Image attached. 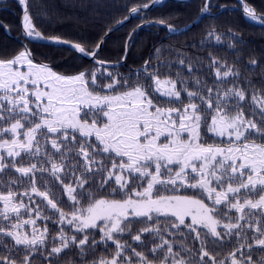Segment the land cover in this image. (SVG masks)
<instances>
[{
    "label": "snow or ice",
    "instance_id": "1",
    "mask_svg": "<svg viewBox=\"0 0 264 264\" xmlns=\"http://www.w3.org/2000/svg\"><path fill=\"white\" fill-rule=\"evenodd\" d=\"M18 3L28 37L68 44L97 65L106 63L97 59L103 41L88 49L60 37L45 38L32 22L27 0ZM208 9L205 0L201 11ZM140 11L141 6L131 7L124 20ZM244 11L264 25V14L248 5ZM217 64L218 81L239 77L226 63L211 58V66ZM148 66L145 61L127 77L100 67L64 75L35 63L27 48L11 59H0V188L6 189L0 190V221L7 222L0 223V250L7 253L0 255V264H33L45 251L48 264H57L65 249H76L84 257L101 245L107 251L109 242L114 246L110 255L90 264H192L193 248L184 243L189 237L194 246L199 244L197 264H264V255L255 261L252 256L257 249L264 252V92H252L250 101L245 90L235 86L217 87L215 94L207 88L204 95L189 91L185 79L179 80L178 89L177 80L162 78L160 68L170 69V64L161 63L153 71ZM161 100L181 107L161 106ZM207 133L227 139L208 143ZM25 157L30 161L26 165ZM10 170L19 176L5 179ZM25 179L29 187L14 190ZM55 188L60 195L53 198ZM181 189L193 194H179ZM34 196L58 215L52 222L60 227L50 249L48 226L41 229L36 222L51 217L43 216ZM62 203L69 211L60 207ZM161 217L170 221L163 228ZM137 224L146 226L133 235ZM25 225H33L30 233L21 231ZM164 233H179L182 239L170 241ZM125 234L136 247L121 242ZM233 241L235 246L223 259L209 251Z\"/></svg>",
    "mask_w": 264,
    "mask_h": 264
},
{
    "label": "trees",
    "instance_id": "2",
    "mask_svg": "<svg viewBox=\"0 0 264 264\" xmlns=\"http://www.w3.org/2000/svg\"><path fill=\"white\" fill-rule=\"evenodd\" d=\"M30 16L38 31L46 37H60L75 43H82L88 49L95 48V45L103 38L105 33L117 24V21L128 16L129 10L133 6H142L148 4L151 0H27ZM257 12L264 14V0H246ZM209 9L202 16L200 21L185 31L176 34H169L167 24L173 26L174 30L182 28L191 23L202 12L205 6V0H190L179 2L176 0H167L161 2L159 6L141 11L137 16L132 18L123 27L112 32L105 40L104 46L99 51L98 59L110 62L121 60L125 53L126 40L130 33L135 30L139 24L148 21H165L166 24L156 23L149 24L142 28L136 29L130 38L128 45V54L126 62L119 66H102L91 62L67 46L54 44L39 43L28 40L22 35L21 16L23 13L22 5L18 0H0V59H11L19 51L25 48L30 49L32 57L35 61L48 64L54 67L59 73L72 75L79 71L100 67L101 70L107 69L113 74L119 73L127 77L130 73H136L145 65V61L149 62L148 70H155L161 63L168 67L160 68V74L170 76L177 80V88L181 87L179 80L187 81L186 87L189 91H199L207 95V88L215 89L219 87L226 90L229 87L243 88L250 101L251 93L260 90L264 92V25L252 24L246 20L243 15L242 6L238 0H208ZM4 25L7 27L9 34L6 32ZM170 31V30H169ZM212 33V35H209ZM216 36L220 37L217 41ZM157 49L159 51H157ZM211 58H215L221 63H226L234 71L239 73L238 78H226L225 81H218L215 76L216 68L219 64L211 66ZM184 60V64L179 61ZM255 61V63H252ZM188 65L192 66L189 71ZM222 72L227 70L220 69ZM179 73V77L177 74ZM135 75L132 79L135 80ZM196 80L200 84H196ZM109 80H99L98 83L106 84ZM144 81L141 80V83ZM107 91V90H105ZM184 103H187V95L181 93ZM199 103V101H194ZM161 106L181 107L180 104L166 105L161 100ZM208 143H213L214 139L226 140L227 138H213L211 133H207ZM257 143L262 142L259 138H255ZM30 161L25 157L23 163L26 165ZM34 162V161H31ZM19 174L14 170H10L5 175V179L9 177H18ZM45 179H48L47 175ZM65 180V183H68ZM38 185L43 191V182L39 181ZM29 187L28 181L25 179L23 186L16 191H23ZM0 190H5L0 188ZM107 195V192L101 193ZM179 194L192 195L193 190L186 192L181 189ZM60 195L59 188L53 189V198ZM119 198V197H116ZM256 197H253L255 199ZM27 202V197L24 198ZM36 204L40 205L43 216L51 217V220L37 219V225L42 229L45 225L49 229V237L47 248L53 246L51 237L59 231V225L52 221L58 220V215L54 214L45 203L41 202L40 197H35ZM66 201V195L63 197ZM2 207V204H0ZM35 207V204L33 205ZM65 211H69L67 204H60ZM235 215V212L232 213ZM24 217H28L27 214ZM161 227L170 221L160 218ZM6 224L7 222L0 221ZM146 225L137 224L133 229V235L137 229ZM65 231L72 235L74 229L65 226ZM175 232V229H172ZM181 232L186 230L181 227ZM165 238L170 241H180L182 237L177 233L175 236L164 233ZM252 233L249 232V236ZM99 239V233L96 234ZM142 239H147L142 237ZM128 241L133 247L136 244L131 241L128 235H123L121 242ZM159 243V240L155 241ZM251 242V240L249 241ZM11 239L8 238L9 247H11ZM58 243V242H57ZM184 243L188 247L193 248L191 253L192 264H197L198 257L196 251L199 248L197 243L193 245L191 237ZM105 251V247L101 245L96 249L95 253H86L84 257L78 255V250L65 249L57 258V264H90L91 261L101 255H110L114 250L111 246ZM152 246L148 242V247ZM235 246L233 244H225L223 247L209 248L212 255L217 259H223L227 253L232 251ZM179 248V245H176ZM137 251H146L143 248H137ZM23 253H21L22 255ZM0 255H7L6 252L0 250ZM35 255V254H34ZM46 251L43 255L36 256L33 264H48L44 259ZM182 255H188L182 253ZM264 255L260 250H254L252 253L253 260ZM152 259L153 257H149ZM158 264V260H157Z\"/></svg>",
    "mask_w": 264,
    "mask_h": 264
},
{
    "label": "water",
    "instance_id": "3",
    "mask_svg": "<svg viewBox=\"0 0 264 264\" xmlns=\"http://www.w3.org/2000/svg\"><path fill=\"white\" fill-rule=\"evenodd\" d=\"M162 1H167V0H155V2H149L148 4H149V7L148 8H143L142 6H141V11H146V10H149V9H151V8H153V7H156V6H158ZM176 1H179V2H186V1H190V0H176ZM240 3H241V6H242V11H243V14H244V17L246 18V20L248 21V22H250V23H252V24H261L260 23V21H259V19H257V20H253L251 17H249L246 13H245V11H244V7H245V5H248L249 7H251L247 2H246V0H238ZM27 3H28V1H27ZM252 8V7H251ZM252 9H254V8H252ZM22 10H23V6H22ZM255 10V9H254ZM28 11H29V8H28ZM140 11V12H141ZM256 11V10H255ZM139 12V13H140ZM138 13V14H139ZM256 13L258 14V15H260L261 13H259V12H257L256 11ZM23 14L24 13H22V16H21V27H22V35H23V37L24 38H26V39H28V40H31V41H34V42H39V43H46V44H54V45H60V46H67V47H69L70 48V46L68 45V44H57V43H55V42H53L52 40H50V39H37V38H34V37H28L26 34H25V30H24V28H23ZM30 14V13H29ZM129 15V14H128ZM205 15V12H201L200 13V15L197 17V18H195L191 23H189L188 25H186V26H184V27H182V28H178V29H176V30H174V31H169V29H168V32H169V34H176V33H180V32H182V31H185V30H187V29H190L191 27H193L194 25H196L199 21H200V19L202 18V16H204ZM135 16H137V14H133L132 16H130L127 20H124V19H122L124 22L122 23V24H116V25H114L112 28H110V29H113L111 32H109V30L106 32L107 33V35H104L103 36V38L99 41V43L101 42V41H103V43L101 44V49H102V47L104 46V42H105V40L109 37V35L112 33V32H114L115 30H118V29H120L121 27H123L127 22H129L132 18H134ZM121 21V20H120ZM32 22H33V20H32ZM156 23H159V22H156V21H148V22H142L141 24H139L138 25V27L136 28V29H139V28H142V27H144V26H147V25H149V24H156ZM34 24V23H33ZM262 25V24H261ZM4 27H5V29H6V32L9 34V32H8V30H7V27L4 25ZM167 27V26H166ZM168 28V27H167ZM135 29V30H136ZM135 30H133L131 33H130V35H129V37L127 38V40H126V44H125V49L127 48V52L125 51V53H124V55H123V57L121 58V60H119V61H117V62H110V61H105L106 63L105 64H103L102 66H119V65H123L125 62H126V58H127V54H128V45H129V41H130V38H131V36L133 35V33H134V31ZM105 33V34H106ZM43 35V34H42ZM43 37H45V38H48V37H46L45 35H43ZM51 37H53V36H51ZM62 40H66V39H63V38H61ZM66 41H68V40H66ZM70 42H72V41H70ZM72 43H75V42H72ZM71 49V48H70ZM100 49V50H101ZM28 50H30V49H28ZM73 50V49H72ZM74 51V50H73ZM31 52V51H30ZM32 54V53H31ZM78 54V53H77ZM78 55H80V54H78ZM33 56V55H32ZM81 57H83V58H85V59H87V60H89V61H91V62H94L90 57H86V56H82V55H80ZM126 57V58H125ZM98 59V58H97ZM98 60H100V59H98ZM102 61H104V60H102ZM95 63V62H94ZM145 65V64H144Z\"/></svg>",
    "mask_w": 264,
    "mask_h": 264
},
{
    "label": "rangeland",
    "instance_id": "4",
    "mask_svg": "<svg viewBox=\"0 0 264 264\" xmlns=\"http://www.w3.org/2000/svg\"><path fill=\"white\" fill-rule=\"evenodd\" d=\"M34 62L37 63V64H43V63H40V62L35 61V60H34ZM50 67H51V66H50ZM51 68H52L53 71L59 73V71H57L54 67H51ZM60 74H62V73H60ZM64 75H66V74H64ZM23 218H24V219H27L28 217H23ZM32 227H33V225H25L24 229H22L21 231H28V232L30 233ZM36 227L40 228V227L37 225V223H36Z\"/></svg>",
    "mask_w": 264,
    "mask_h": 264
}]
</instances>
